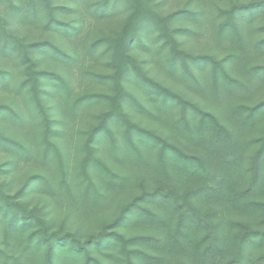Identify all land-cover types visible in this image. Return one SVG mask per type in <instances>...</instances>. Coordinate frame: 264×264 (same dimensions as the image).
I'll use <instances>...</instances> for the list:
<instances>
[{
	"label": "trees",
	"instance_id": "1",
	"mask_svg": "<svg viewBox=\"0 0 264 264\" xmlns=\"http://www.w3.org/2000/svg\"><path fill=\"white\" fill-rule=\"evenodd\" d=\"M3 1L0 92H26L42 132L37 151L9 136L7 128L26 135L29 105L0 104V152L10 157L5 166L24 162L39 170L15 194L0 184V264H264V100L241 101L264 86V64L255 62L264 54V21L257 24L264 0L210 10L204 0H192L195 9L170 14L152 0H7L1 8ZM67 12L76 18L64 20L60 15ZM180 20L189 24L174 26ZM87 21L106 30L84 42ZM9 22L44 37L29 39ZM200 36L224 57L181 48V38ZM15 54L23 74L16 87L9 65ZM103 56L110 70L92 71L90 63ZM141 57L217 106L221 116L147 74ZM48 61L112 92L75 95L67 76L41 68ZM48 99L62 118L53 119ZM96 105L107 109L85 134L83 156L72 170L59 139ZM128 109L203 157L132 120ZM28 191L43 196L52 213L64 210L65 219L77 222L94 223L117 198L126 200L83 240L55 230L49 213L24 200Z\"/></svg>",
	"mask_w": 264,
	"mask_h": 264
},
{
	"label": "rangeland",
	"instance_id": "2",
	"mask_svg": "<svg viewBox=\"0 0 264 264\" xmlns=\"http://www.w3.org/2000/svg\"><path fill=\"white\" fill-rule=\"evenodd\" d=\"M65 0H58L57 4H65ZM156 5L160 12L164 14H170L178 10L182 9H195L196 5L195 2L192 0H152ZM206 4H208V9L210 10L211 7H214L215 5H218L222 8L228 7L231 3L234 2H248L250 0H204ZM9 4V1L4 0L1 4V8H4ZM69 5V4H68ZM64 20H73L76 18L75 14L73 12H67L60 15ZM264 21V18H260L257 21V24H260ZM9 28L13 31H16L17 33L27 36L29 39H39L44 37V35H41V32L38 30H34L32 32L28 28H22L18 25H14L13 23L9 22ZM117 23L119 22H113L112 24L107 25L108 28L116 27ZM186 20H180L177 21V23L174 25L176 27L184 26L186 24ZM189 24V23H187ZM102 30H106L105 27L96 25L93 21L86 22L85 28L82 34V37L84 38V42H89L91 39H93L94 35L101 32ZM258 35V32L254 34L256 37ZM181 48L184 50H187L190 53L193 54H213L216 57L222 59L224 56L219 51H216L213 44L211 43L209 37L207 36H200L195 38H181ZM19 60V56L15 54L9 63L10 67H13L15 70V87L17 84L21 83L23 80V74H22V67L17 64V61ZM109 58L108 56H103L99 61L97 62H91V70L95 72H105L109 71L110 68L107 66ZM141 62L144 70L147 74L153 76L155 79L163 82L165 85L171 87L175 91H178L182 93L187 99L192 100L193 102L198 103L203 109L213 112L216 115L221 116L219 113V108L217 106L211 105L209 102L201 99L198 95H196L194 92L188 91L185 87L176 84L168 76H166L165 73H163L162 68L157 64H154L150 59L146 57H141L139 59ZM255 62L258 64H264V54L258 55L255 59ZM41 68H47L51 69L55 72L61 73L65 76H67L70 80V84L73 87V92L75 95H80L85 92H108L111 93L112 90L110 87L103 85L101 83H96L92 80H90L87 77H78L76 72L70 73L68 75L66 71L63 69L64 67L61 64H56L55 62L48 61L44 62V64L41 65ZM13 86V87H14ZM133 92L136 93V95L142 100H145V95L141 93L139 90L135 89L134 87H130ZM12 90L3 91L0 92V104H7V105H18L20 108L25 109V102L29 105L28 108H26L25 112L28 114V129H26V135L23 136L18 132L9 131V129H5L6 133L10 134L9 136L15 137L17 140L22 141V143L27 146L28 148L32 149L33 151L38 150V145L41 140V132H42V126L40 123V119L37 115H35V110L33 108V104L30 102H27V98H29V95L25 93L21 95H16V88H11ZM49 101L46 103L47 106H51V114L53 119H59L62 118V113L59 111V109L55 106V100L48 99ZM264 100V86H262L259 91L252 94L251 96L242 99L243 103L253 105L257 102H260ZM107 109L106 105H96L91 108H89L86 112H84L78 119L75 120V122L72 124V128L70 133L65 137L59 139V142L66 145V152H67V158L69 160V168L74 169L78 166V163L80 162L81 157L83 156V151L81 150V144L83 142V139L85 138V134L87 131L90 130V128L95 125L98 121L99 115ZM128 112L131 113L132 120L137 121L141 123L145 127L155 128L159 130L162 134L167 136L171 141L176 142L180 144L188 153L202 156L203 152L187 143H184L182 140H180L178 137H175L173 134H171L169 131L165 130L164 128L157 125L154 121L151 119H147L145 117H142L132 110L130 111L128 109ZM261 127H264V122L261 123ZM116 130V127H115ZM118 131V130H116ZM10 160V157L8 154L1 153L0 152V184H3L6 186L11 194H15L17 191L23 188L26 181L34 174L39 173V170L35 167V165H32L31 163L26 164L24 162L20 163L18 168L16 169H9L7 165L5 166V162ZM4 164V166H3ZM24 200L27 202H30L31 208H37L40 209L46 213H49L50 217H52L53 228L57 231L61 232H67L72 231L78 234L83 240L87 239L89 236L97 233L101 229V225L103 223H106L109 221L113 216H115L118 213L119 205L123 203L126 199H120L117 198V201L113 202L109 207H107L105 210L100 211V213L97 216V220L92 222H77L75 220H67L65 219L64 210L61 211L59 214L52 213V207L49 202L45 201L43 196H41L38 192H27L24 195ZM52 214V215H51ZM66 220V221H65Z\"/></svg>",
	"mask_w": 264,
	"mask_h": 264
}]
</instances>
